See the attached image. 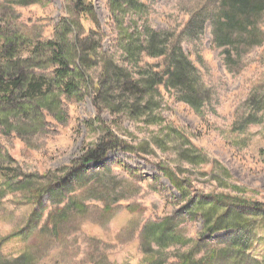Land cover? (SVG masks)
<instances>
[{"label": "rangeland", "instance_id": "obj_1", "mask_svg": "<svg viewBox=\"0 0 264 264\" xmlns=\"http://www.w3.org/2000/svg\"><path fill=\"white\" fill-rule=\"evenodd\" d=\"M92 1L101 37L88 41L96 54L81 100L64 98L58 120L0 129V264H179L211 250V264H264L263 217L244 210L228 222L218 220L224 208L213 218L203 210L212 193L264 204V6L248 14L225 0H147L125 16L121 44L108 0ZM76 22L71 0H0L2 33L54 40L67 23L68 39L85 36ZM144 25L166 31L197 68L209 87L202 114L162 87L142 118L126 92L97 113L92 83L105 65L135 71L123 47ZM142 55L141 65L163 60ZM102 137L117 146L83 163Z\"/></svg>", "mask_w": 264, "mask_h": 264}, {"label": "trees", "instance_id": "obj_2", "mask_svg": "<svg viewBox=\"0 0 264 264\" xmlns=\"http://www.w3.org/2000/svg\"><path fill=\"white\" fill-rule=\"evenodd\" d=\"M144 1L147 0H108L121 44L127 40V33L123 28L125 16L134 14V11H144ZM71 2L72 11L79 22H76V26L82 27L86 34L83 37L74 36L68 39L67 33L70 30L67 23L63 24L65 30L59 39L54 40H35L17 32L0 31V129L8 130L14 118L26 121H47V118L58 120L57 117L63 112L64 98L81 100V92L87 88L85 79H92L88 71L91 54H96L94 45L89 47L88 41L92 36L100 38L101 32L93 17V1ZM226 2H229L235 13L255 14L264 6L263 0H225L224 3L227 4ZM83 21L89 25L85 27ZM133 36H136L135 40H132ZM169 38L166 31L145 25L129 29V41L124 44L123 52L129 57V66L134 67L135 71L127 73L121 69L122 66L117 65L118 68L109 70V74L107 66H104L101 79L92 83L98 114V105L106 101V107L112 112L113 94L126 92L130 97H134L129 112L138 119L142 118L152 112V100L155 95L160 94V87L165 89L172 99L185 102L199 115L203 113L209 87L201 81L197 68L184 55L179 45L169 46ZM71 40L75 44L70 45ZM74 50L76 51L73 53ZM143 53L148 57H163V60L160 64H151L155 69L147 63L141 65ZM39 57H42V60ZM102 58L106 56L103 55ZM48 66H52L49 71L45 69ZM170 130L175 133V129ZM109 136L115 139L112 134ZM115 146L117 143L107 145L104 137L99 138L95 148L85 155L83 163L102 159L108 150ZM224 173L228 175L225 169ZM49 188L54 187L50 185ZM236 189L242 190L240 187ZM206 200L208 204L203 210L209 218H213L212 212L218 207L225 210L217 214L218 220L225 218L228 222L238 221L244 210L264 218V204L255 200L218 193L208 194ZM206 225L207 232L215 229V224L210 223V219H207ZM215 257V251L211 250L196 261L186 256L179 264H211Z\"/></svg>", "mask_w": 264, "mask_h": 264}]
</instances>
